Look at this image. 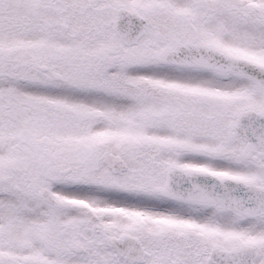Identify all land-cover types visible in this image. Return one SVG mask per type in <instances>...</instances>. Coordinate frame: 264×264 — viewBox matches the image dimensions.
Returning <instances> with one entry per match:
<instances>
[{
    "label": "snow or ice",
    "instance_id": "1",
    "mask_svg": "<svg viewBox=\"0 0 264 264\" xmlns=\"http://www.w3.org/2000/svg\"><path fill=\"white\" fill-rule=\"evenodd\" d=\"M0 264H264V0H0Z\"/></svg>",
    "mask_w": 264,
    "mask_h": 264
}]
</instances>
